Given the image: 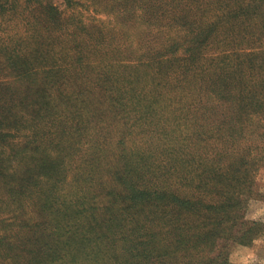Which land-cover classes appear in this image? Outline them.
I'll use <instances>...</instances> for the list:
<instances>
[{"label": "trees", "instance_id": "16d2710c", "mask_svg": "<svg viewBox=\"0 0 264 264\" xmlns=\"http://www.w3.org/2000/svg\"><path fill=\"white\" fill-rule=\"evenodd\" d=\"M62 1L0 0V264H233L264 236V0Z\"/></svg>", "mask_w": 264, "mask_h": 264}, {"label": "rangeland", "instance_id": "374dc122", "mask_svg": "<svg viewBox=\"0 0 264 264\" xmlns=\"http://www.w3.org/2000/svg\"><path fill=\"white\" fill-rule=\"evenodd\" d=\"M57 4L64 8L62 0H54ZM98 6H100L98 4ZM99 10L98 7L88 6L83 10V16L87 20H95L100 22H105L107 24L111 20L110 16L107 17L103 11ZM120 27V26H118ZM131 31L141 34L136 28H130ZM121 32V29L119 33ZM126 45H131L133 43L135 47L142 46V40L138 35L130 33L127 37ZM154 46V45H153ZM158 47V45H157ZM156 47V48H157ZM143 51V50H141ZM117 70V69H115ZM130 71V70H129ZM118 77V75H117ZM120 78V77H119ZM256 192L258 193L254 200L251 201L248 216L251 219L261 220L264 222V169H262L256 176ZM230 261L233 264H264V236L257 240L254 245L250 247H238L236 246L231 253Z\"/></svg>", "mask_w": 264, "mask_h": 264}]
</instances>
